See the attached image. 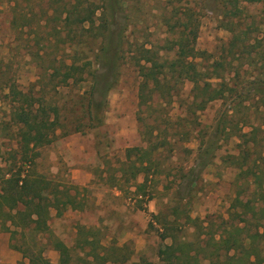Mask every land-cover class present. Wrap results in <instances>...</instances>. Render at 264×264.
<instances>
[{"label": "rangeland", "instance_id": "obj_1", "mask_svg": "<svg viewBox=\"0 0 264 264\" xmlns=\"http://www.w3.org/2000/svg\"><path fill=\"white\" fill-rule=\"evenodd\" d=\"M46 2L0 0V187L3 177L22 170H33L49 182L44 194L54 203L50 229L72 248L76 263L71 264H86L80 248L82 231H95L102 245H127L132 257L126 264H172L173 235L196 240L197 232L204 229L219 239L230 222L244 224L251 216L260 218V206L252 210L257 201L256 185L254 175L247 170L252 167L264 172V159L260 158H264V48L249 49L252 53L245 47L240 53L238 48L233 50L230 27L246 31L242 37L249 36V42L263 37L264 0H241L234 5L228 0H122L123 14L120 11L116 15L114 29L116 39V34L123 32L125 50L118 53L115 82L106 78L108 71L93 59L89 66L92 72L85 74V80L57 88L51 81L47 85L49 76L42 75L40 64L33 58L41 48L38 41L49 29H36L37 17L29 20L32 26H12L20 13L40 11L37 7ZM236 9L239 11L234 13ZM185 25L184 36L192 49L188 59L201 63L198 69H206L211 88L224 94L214 95L203 104L192 91V80L176 82L171 77L170 85L178 88L171 101L155 92L148 104L140 106L142 76L135 58L142 54L145 43L154 51L151 56L159 55V62L175 59L179 46L172 40ZM64 47H47L50 57L40 61L50 59L60 66L70 54ZM107 81L113 89L104 96L97 89ZM11 83L39 100L50 97L60 105L66 124L51 143L35 148L39 155L28 165L22 160L19 139L12 136L14 128H6L11 103L5 96L8 89L3 87ZM96 105L100 114L88 120L89 107ZM139 112L145 117L144 124L138 120ZM77 126L82 129L75 130ZM129 147L149 148L154 164L150 171L123 182L119 181L118 168ZM240 151V162L246 163L242 170L222 160ZM202 158L213 163L197 179L187 203L192 217L198 218L197 229L194 225L181 227L179 221L167 223L173 221L172 212L178 205L176 189L184 192L192 176L190 170H199ZM68 189L78 193L80 209L70 204L63 207L66 197L60 191ZM261 219L259 231L264 233ZM254 223H248L251 232L257 230ZM51 237L48 233L38 235L39 247L34 249L56 264L60 252ZM16 241L10 240V248L20 253V259L14 262L10 257L12 260H0V264L29 261L12 246Z\"/></svg>", "mask_w": 264, "mask_h": 264}, {"label": "trees", "instance_id": "obj_2", "mask_svg": "<svg viewBox=\"0 0 264 264\" xmlns=\"http://www.w3.org/2000/svg\"><path fill=\"white\" fill-rule=\"evenodd\" d=\"M240 1L228 0L231 5ZM99 2H92V0H47L45 5L40 4L37 7L40 11L31 9V13L22 12L13 19V28L29 26V24L31 25L29 20L37 17L35 28L39 31L49 29L45 38L42 37L38 41L41 48L36 54L33 53V58L40 64L42 75L44 77L45 75L49 76L47 85L50 86L51 81L53 86L57 88L85 80V74L92 72L89 66L92 65L93 59L99 63L100 67L105 68L108 74H111H107L106 78L115 82L118 67L116 60L118 53L125 50V43L122 31L116 34L118 37L115 38L114 26L116 15L120 11L122 13L124 6L122 0H99ZM100 8L101 12H98ZM44 9L45 11H43ZM238 11L239 9H236L234 13ZM39 13L41 15H37ZM29 14L31 15L28 16ZM76 16L78 17L76 18ZM87 22L89 23L88 26L85 25ZM35 28L31 27V30ZM82 29L84 30L82 31ZM186 29L187 25L184 26V30L178 38L172 40L174 45L179 46L177 57L173 60L159 62L156 57L159 55L156 53L154 54L155 57L151 56L150 54L154 53L153 49L146 47L145 43L143 44L142 54L135 58V64L142 76L139 86L140 106L148 104L153 99L155 92H158L162 98H170L171 101L172 94L178 92L177 87L174 88L170 85L169 79L171 77L176 82H183L185 79L192 80L195 84L192 91L196 92L197 98H202L201 103L203 104L214 95L222 96L224 94L221 89L211 88L212 84L208 81L210 75L205 71L206 69H198L201 63L188 59L192 55V49L189 47L188 39L184 36ZM230 31L232 32L230 43L233 50L238 48L240 53L243 47L248 50L253 49V51L256 48H264V35L249 42V36L242 37L246 31H239L237 27L233 26L230 27ZM60 44L70 50L69 57L61 60L60 66L55 65L56 61L50 62V59L40 61L39 58L50 57L47 47L59 46ZM92 46L94 48L96 46V49H93ZM41 50L42 54L40 53ZM249 52L251 51L249 50ZM68 59L71 61L70 64L67 63ZM94 88L96 89L97 86L94 85ZM4 89H8L5 96L11 103L10 120L6 123V128H14L15 131L12 136L19 139L22 160L28 165L39 155L35 148L51 143L58 129L66 128V124L61 118V107L58 103H53L47 96L39 100L36 96L18 88L16 83L8 84L5 88L3 87ZM112 89L113 85L108 84L107 81L106 86L99 87L97 90L103 95L105 93L104 96H106ZM199 91H203V94L199 95ZM106 98L105 100H107ZM100 112L97 105L92 109L89 107L88 120L97 117ZM138 120L144 124L143 113H138ZM81 129L78 126L75 127V130ZM10 134L8 133V135ZM134 156L137 158L135 159ZM260 158L261 160L264 159L261 155ZM202 159V163L199 162V170L196 171L191 167L192 176L188 181L189 183L186 184L184 192L176 189L175 200L178 205L172 212L173 221H167V223L172 224L179 221L181 227L194 225L197 229L198 218L192 217L188 211L187 203L191 199L197 179L201 177L204 169L213 163V160ZM242 159L243 155L240 151L239 154L231 155L222 160L225 162L229 160L230 164L242 170L246 164L240 162ZM121 163L122 165L118 168L120 172L119 181L123 182L131 181V178H136L139 173L150 171L154 164L150 157L149 148L143 147L127 148L126 159ZM249 168L250 170L247 172L254 175L257 194V201L256 204L252 205V210L255 211V208L260 206V218L251 216L250 219H244V224L241 223L242 221L230 222L227 227H223L219 239L211 231H204L203 228L197 232L196 240H189L184 235H173L174 248L169 256L172 264H264V242H262L264 233L259 231L262 224L261 218H264V172H261L260 169ZM118 184L122 186V184ZM49 187V182L43 176L35 174L33 170H26V172L22 170L2 178L0 230L10 233V240H17L12 246L21 251L24 258L29 259L28 262L20 264H51L41 255H38L34 249L39 247L38 235L48 233L49 236H55L50 229L51 207L54 203L44 194ZM60 193L66 197L63 207L70 204L73 209H80V203L77 201L78 193L73 194L69 189L60 191ZM251 221L256 222L254 225L257 230L254 232L249 231L248 223ZM80 235L82 237L80 248L86 264H126L131 260V252L127 245H102L98 241L97 233L91 230L82 231ZM53 245L60 252V262L56 264L76 263L71 247L56 236L53 239ZM132 264H140V262H133Z\"/></svg>", "mask_w": 264, "mask_h": 264}, {"label": "crops", "instance_id": "obj_3", "mask_svg": "<svg viewBox=\"0 0 264 264\" xmlns=\"http://www.w3.org/2000/svg\"><path fill=\"white\" fill-rule=\"evenodd\" d=\"M10 257L13 258L15 262L20 259L21 255L10 248V234L7 232H0V260H12ZM7 258H9V260Z\"/></svg>", "mask_w": 264, "mask_h": 264}]
</instances>
